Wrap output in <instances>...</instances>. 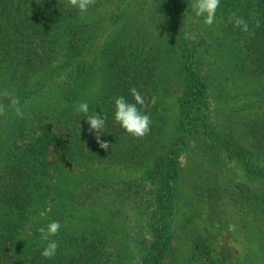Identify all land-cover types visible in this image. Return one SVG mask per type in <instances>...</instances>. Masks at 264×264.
<instances>
[{"label": "trees", "instance_id": "1", "mask_svg": "<svg viewBox=\"0 0 264 264\" xmlns=\"http://www.w3.org/2000/svg\"><path fill=\"white\" fill-rule=\"evenodd\" d=\"M186 3L96 0L81 14L68 0H0V91L14 93L25 113L20 119L8 109L0 116V264H115L122 251L111 247L109 233L94 222L86 229L84 216L75 217L85 209L99 213L92 207L102 210L99 202L106 206L107 197L111 213H150L151 238L142 243L138 264H166L173 217L181 204L192 207L190 197H199L208 219L222 228L229 225L221 217L227 203L264 213V0H221L216 14L224 21L214 26L222 30L218 70L224 81L259 84L249 95L258 110L236 132L212 111V100L220 113L231 101L215 93L224 86L216 87L203 67L199 42L187 28ZM232 13L249 23V33L234 26ZM145 23L156 31L144 30ZM132 87L152 120L150 134L140 139L114 117L116 97L135 102ZM79 102L107 116L101 139L111 143L108 151L76 112ZM191 147L209 168L201 184L202 173L194 175L200 193L194 188L184 195L193 166L182 158ZM228 163L237 164L247 181L231 183L224 173ZM100 167L128 170L132 178L110 179ZM47 198L54 205L45 217L37 211ZM52 220L61 224L50 237L59 248L46 259L38 229ZM204 232L191 233L197 264L235 257L229 240L218 248L215 232ZM258 232L264 247V228Z\"/></svg>", "mask_w": 264, "mask_h": 264}, {"label": "rangeland", "instance_id": "2", "mask_svg": "<svg viewBox=\"0 0 264 264\" xmlns=\"http://www.w3.org/2000/svg\"><path fill=\"white\" fill-rule=\"evenodd\" d=\"M192 3H194V0H187L185 10L188 16L187 28L190 31L189 34L198 40L199 48L202 52L203 67L211 74L215 86H224V89L215 90V93H220L224 99L228 96V99L231 101V104L228 105V110L224 109L220 113L216 109V102L212 100V111L225 125L229 124L230 127H233L235 132L239 127L244 131L241 120H251L252 115L258 110L256 105L253 107L254 101L249 95L254 89L259 87V84L257 82L249 84L246 80L234 82L230 79L224 81L223 73L218 70V66L222 65L224 61L221 58L224 57V54H222L224 51L220 50V45H223L222 41H220L222 30L214 27L215 25L220 26V23H224V21L216 19V23L213 26H206L203 23V19L195 16L192 10ZM143 27L144 30L146 28L155 30L147 23L143 24ZM216 58L219 59L218 62H215ZM244 135L247 137L245 141L250 142L249 135L246 136L245 132ZM189 150L182 158L186 166H193L190 170L191 172H189V177L188 175L186 176L182 186L184 195L186 193L191 194L194 188L199 189L200 193L201 188L195 185L194 175L196 172L202 173L199 178L200 183L208 173L207 169L209 168V166L205 165V162L200 160V155H193V147ZM80 170L82 169H73L72 172L78 174ZM100 171L104 172L107 177H111L110 179L132 178L129 177L128 170L125 169H109L107 167L102 169L100 167ZM224 171H226L224 173L229 176V179L232 180L231 183L240 180L247 181L237 164L228 163ZM107 198L108 202L106 206L104 203L99 202L102 210L98 206L96 208L92 207L99 211V213H92L91 209H85L82 213H76V220L79 216L83 215V218H85L83 224L85 223L86 229L94 222L93 226L104 229L109 233L113 239L111 247H116L122 251L118 258L115 259V264H138L141 245L145 239L151 238V230L149 228L150 213H111L110 211L114 212L113 203L109 200L112 197ZM182 199L185 200L186 197L183 196ZM190 199L193 201L192 207L196 206L199 212L195 211L192 207L189 208L190 205H180L179 211L173 217L174 240L171 251L166 257V264H197L199 260L198 255L194 253L195 249L191 242L192 229L195 228L197 230L203 229L205 232L214 231L218 248H220L224 240H229V245L234 248L235 257L231 261H227L226 264H264V247L259 244L260 235L258 232L259 229L264 228V213L245 212L247 209L244 206L241 208L234 207L231 203H227V212H221V217L224 221L228 219L229 225L234 224L236 226L235 231H229V225L222 228L215 221L211 222L208 219L207 211H204L205 209L199 197L197 200L194 197H190ZM53 205L54 201L47 198L37 212L46 217L50 208H53ZM191 216H193V220L190 219ZM27 231L30 235L32 234L30 226L27 228Z\"/></svg>", "mask_w": 264, "mask_h": 264}, {"label": "clouds", "instance_id": "3", "mask_svg": "<svg viewBox=\"0 0 264 264\" xmlns=\"http://www.w3.org/2000/svg\"><path fill=\"white\" fill-rule=\"evenodd\" d=\"M96 0H68V4L77 9L81 14L87 13L88 9L95 5ZM221 5V0H194L192 3V10L196 17L202 18L203 23L206 26H213L216 23L217 10ZM231 21L235 27L239 28L244 33H249V23L235 13H232ZM255 26L259 28L261 26L260 21H255ZM130 93L134 98V103L129 102L124 96H118L114 100L115 121L131 136L135 138H144L151 132V117L146 112L141 111V107L144 106L145 101L141 93L137 88L132 87ZM3 100H7L8 104L5 105ZM8 109H12L17 117L20 119L25 118L24 106L21 105L19 98L12 92L4 89L0 91V116H5ZM77 113H83L86 117V122L89 125L88 132L94 135L96 143L101 149L108 151L111 143L102 140L104 135V129L107 122V116L100 113H89V104L87 102H79L75 108ZM61 229V224L57 220L50 221L45 227H40L38 232L41 239L46 241V245L43 248L41 255L46 259H52L58 251L59 244L56 240L50 239L55 237ZM236 226L234 224L229 225V231H235Z\"/></svg>", "mask_w": 264, "mask_h": 264}]
</instances>
